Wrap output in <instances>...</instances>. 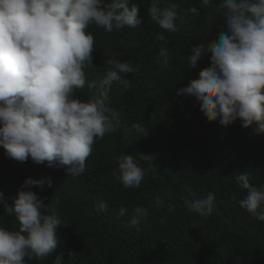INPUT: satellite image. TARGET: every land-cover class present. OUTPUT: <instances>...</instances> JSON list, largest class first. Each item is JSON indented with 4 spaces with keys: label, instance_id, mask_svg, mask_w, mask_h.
I'll list each match as a JSON object with an SVG mask.
<instances>
[{
    "label": "trees",
    "instance_id": "16d2710c",
    "mask_svg": "<svg viewBox=\"0 0 264 264\" xmlns=\"http://www.w3.org/2000/svg\"><path fill=\"white\" fill-rule=\"evenodd\" d=\"M151 2L129 0L139 5L141 24L135 28L109 33L91 24L87 29L94 37V66L84 70L86 84L76 97L87 101L99 94L88 82L106 73L111 66L105 61L113 54L139 70L126 74L130 88L113 82L108 89L107 103L118 113L116 130L95 140L84 173L68 176L64 167L34 163L30 157L21 162L0 146V192L9 207L26 178L48 177L51 184L30 190L49 205L48 214L54 209L65 224L57 228L55 252L40 260L25 258V264H54L59 253L63 264H264V221L240 206L247 190L237 181L246 174L250 184L264 185V133L255 134V125L242 127L239 118L228 126L219 117L209 121L194 96L177 94L200 69L211 66L208 52L195 67L188 65L193 46L218 42L227 33L221 0L208 6L202 0H161V7L178 5L176 33L151 20ZM191 7L199 14L190 13ZM158 33L166 37L165 45L156 39ZM162 46L169 53L165 69L159 66ZM137 123L142 133L133 129ZM126 154L146 170L138 188H125L114 175L118 158ZM210 192L215 195L211 215L187 208L185 201L193 194L203 198ZM102 201L108 204L106 212L99 210ZM121 206L128 209L124 216L118 215ZM136 206L149 212L139 232L129 226ZM0 226L19 230L15 215L6 214L2 204Z\"/></svg>",
    "mask_w": 264,
    "mask_h": 264
},
{
    "label": "clouds",
    "instance_id": "9594fccd",
    "mask_svg": "<svg viewBox=\"0 0 264 264\" xmlns=\"http://www.w3.org/2000/svg\"><path fill=\"white\" fill-rule=\"evenodd\" d=\"M205 6L211 0H202ZM152 0L147 12L152 21L168 32H179L178 5L161 7ZM227 21V33L218 42L193 46L188 65L196 66L204 52L210 54V67L200 69L197 78L177 90L191 95L209 121L218 117L224 126L237 118L242 127L255 125V134L264 133V0H221L218 6ZM188 11L198 15V9ZM95 24L111 33L125 26L141 24L139 5L129 0H0V146L18 161L29 157L34 163L64 167L68 176L86 171V160L97 138L116 130L118 113L109 106L108 89L113 82L130 88L126 74L137 72L131 60L121 61L115 54L105 62L111 67L97 81L88 82L99 94L87 101L75 96L86 84L85 69L92 68L94 37L87 31ZM156 39L167 42L158 33ZM161 69L168 67L169 53L159 50ZM142 133L140 124H133ZM142 155L140 159H147ZM146 170L132 155L118 158L114 172L125 188H138ZM51 184L26 178L11 207L0 192V204L6 214H14L19 230L0 226V264H25V258L43 259L55 252L61 218L44 204L29 186ZM240 187L247 190L240 206L254 218L264 221V185L249 183L246 174L237 176ZM192 193V189L186 186ZM215 195L186 200L189 210L208 217L215 208ZM162 201L157 198L156 206ZM107 211V202H100ZM174 211V209H169ZM128 213L121 206L119 216ZM149 212L136 206L129 226L137 232ZM163 222V221H161ZM54 264H63L59 253Z\"/></svg>",
    "mask_w": 264,
    "mask_h": 264
}]
</instances>
